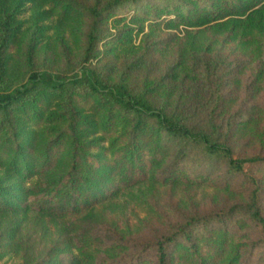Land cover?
<instances>
[{
    "label": "rangeland",
    "instance_id": "1",
    "mask_svg": "<svg viewBox=\"0 0 264 264\" xmlns=\"http://www.w3.org/2000/svg\"><path fill=\"white\" fill-rule=\"evenodd\" d=\"M119 1L0 0V91L33 70L81 74L90 67L109 85L123 82L174 121L229 145L234 157H264V28L255 11L262 4L197 25L177 24L156 0ZM78 92L71 99L37 90L0 112V264H157L153 243L192 216L230 211L232 219L214 235L227 245L219 264L237 253L264 264L261 250L252 252L261 238L255 211L264 217V163L234 173L224 157L212 158L202 145L168 136L150 121L141 139L142 183L121 186L79 214L41 209L40 189L72 167V140L65 138L72 116L96 124L82 141H91L87 152L113 167V181L120 178L113 172L123 146L137 134L109 97L84 87ZM50 144L56 157L45 165ZM17 150L33 176L19 173L25 165L14 161ZM219 247L200 242L198 254L212 256ZM187 251L184 242L170 250L172 256Z\"/></svg>",
    "mask_w": 264,
    "mask_h": 264
},
{
    "label": "trees",
    "instance_id": "2",
    "mask_svg": "<svg viewBox=\"0 0 264 264\" xmlns=\"http://www.w3.org/2000/svg\"><path fill=\"white\" fill-rule=\"evenodd\" d=\"M125 0H120L121 5ZM131 3L137 0H128ZM160 8L165 9L168 15H174L171 20L190 23L197 22L205 24L214 20H220L231 16H242L257 6L262 4L260 12L264 28V0H156ZM156 6H152L155 8ZM256 13V12H255ZM153 17L156 13H152ZM91 39L93 40L92 36ZM86 88L93 95L109 97L115 104L120 119L125 121V125L132 126V130L137 134L133 142L125 144L122 148L121 160L117 167L120 178L112 180L113 167L102 160H98L94 154L87 152L91 141H82V135L88 133V129L95 131L96 124H91L86 118L79 119L74 116L71 118L69 133L65 138H69L73 147V163L67 173L60 176L55 181H51V188H42L40 191L43 197L40 199L41 209H45L54 214H79L84 210L92 208L94 205L104 201L109 193L114 192L121 186H132L144 181L145 165L142 162L140 153L142 152V136L149 127L148 121L158 125L159 129L168 136L182 138L186 142H191L196 146L202 145L206 155L212 158L224 157L228 163L229 169L234 173L242 172L247 163H264V157L254 156L248 158H236L229 145L213 141L208 134L203 131H195L187 125L174 121L166 112L155 107L150 102L133 95L127 85L123 82L109 85L104 82L94 68H83L81 74L55 73L49 70H33L29 73L25 81L15 86L13 89L5 92L0 91V112H10L11 109L20 106L28 96L37 90H46L54 92L67 93L68 97L73 99L80 88ZM113 113H110L112 119ZM90 130V131H91ZM61 137L60 140H64ZM20 147L28 146L26 142H19ZM52 145L45 150L47 165H51L56 157ZM31 151V150H30ZM27 150L26 152H30ZM23 153L15 152L16 163L22 162L25 165L19 173L27 177L33 176L36 172L29 168L22 161ZM93 158L92 163H98L97 170L89 164V158ZM95 157V158H94ZM43 166L44 168L46 166ZM116 167V168H117ZM45 171V170H44ZM39 191V192H40ZM47 191V192H45ZM46 193V194H45ZM255 200H258V191L253 194ZM230 212H214L205 215H195L190 217L177 232L163 239L160 242L153 243V247L158 252L159 260L157 264H173L172 259L178 255L179 264H219L225 256L226 243L222 240L217 242L214 237L222 223L232 219ZM257 221L256 225L261 228V238L255 242L252 252L261 250L260 259L264 263V217L260 210L254 213ZM218 235V234H217ZM184 242L191 253L171 255V248L179 246ZM200 242L205 246H220L212 256H202L198 254ZM203 246V245H202ZM253 254L237 253L227 264H252Z\"/></svg>",
    "mask_w": 264,
    "mask_h": 264
}]
</instances>
